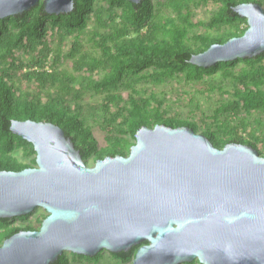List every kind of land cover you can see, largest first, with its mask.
<instances>
[{
    "label": "water",
    "instance_id": "95a60500",
    "mask_svg": "<svg viewBox=\"0 0 264 264\" xmlns=\"http://www.w3.org/2000/svg\"><path fill=\"white\" fill-rule=\"evenodd\" d=\"M43 1L50 14L74 9V0ZM40 2L0 0V19ZM235 10L247 18L244 34L212 44L191 63L264 53V6L241 2ZM11 128L33 143L37 165L0 170V218L36 208L48 216L39 230L7 238L0 264H52L65 251L92 257L137 245L132 264H264V155L249 144L219 148L190 126L144 125L129 155L91 166L59 124L14 120Z\"/></svg>",
    "mask_w": 264,
    "mask_h": 264
},
{
    "label": "trees",
    "instance_id": "16d2710c",
    "mask_svg": "<svg viewBox=\"0 0 264 264\" xmlns=\"http://www.w3.org/2000/svg\"><path fill=\"white\" fill-rule=\"evenodd\" d=\"M250 1L264 5V0H74L71 12L57 15L48 13L41 0L28 11L0 19V170L37 165L33 143L11 128L14 120L28 119L59 124L88 164L129 155L142 126L162 123L190 126L219 148L243 143L264 155V53L210 67L190 62L212 44L244 34L248 21L235 6ZM211 2L219 7L210 19L195 20V10ZM240 62L245 65L236 69ZM173 80L207 82L209 90L221 93L202 131L196 120L166 117L173 100L159 87ZM24 81L35 90L24 88ZM87 93L103 96L99 111L86 113L82 99ZM90 115L106 131L105 146L93 133ZM252 124L247 138L244 132ZM47 216L36 208L0 218V245L21 230H39ZM139 247L110 253L130 264ZM104 251L92 257L65 251L52 264L99 261Z\"/></svg>",
    "mask_w": 264,
    "mask_h": 264
},
{
    "label": "rangeland",
    "instance_id": "374dc122",
    "mask_svg": "<svg viewBox=\"0 0 264 264\" xmlns=\"http://www.w3.org/2000/svg\"><path fill=\"white\" fill-rule=\"evenodd\" d=\"M264 6V5H263ZM219 5L218 3L211 2L207 6H202L200 8H197L195 10V20H208L213 15L214 11L218 9ZM70 43L68 44V46ZM67 49V48H66ZM264 61V59H263ZM245 63L240 62L237 65L236 69H240V67L244 66ZM66 67L69 68V64H65ZM217 83H219L222 79L221 72L217 73L215 75ZM207 82L211 81V78H206ZM207 82H186L184 80H173L169 81L166 84L159 87L162 94L167 96L173 103L172 107L168 114H166V117H176L179 116L181 118L185 119H191L196 120L200 123L201 131L203 129V119L205 118L206 121H210L209 114L213 111L215 107L218 106L220 100H221V93L213 90H209V83ZM216 83V82H215ZM22 86L24 88H29L32 90H35L34 84L28 83L27 81H24L22 83ZM151 88V85L148 86V89ZM103 96L97 95L93 93H87L84 98L82 99L83 103L86 105V113L90 114L94 111H99L100 108H102L103 105ZM191 98H193V101H191ZM177 99V100H176ZM115 110V108H114ZM102 119V118H99ZM253 120V118H251ZM89 120L91 122V127L93 129L94 135L97 137L100 146H105L107 144L106 141V131L101 129L99 122L97 119H93L91 115L89 116ZM94 120V121H93ZM255 127L254 124L250 125L247 131L244 132V135L248 138L249 132L251 129ZM258 136L262 135L261 131L257 132ZM263 145L260 144V148L262 151H264ZM95 162L93 160L90 161L91 166H93ZM41 210H45L44 208H40ZM46 211V210H45ZM47 212V211H46ZM41 213L39 211L36 212V214ZM48 213V212H47ZM103 255L99 261L96 260H86V259H77L72 260L74 262L70 264H125L120 262L119 260L115 259L110 251L104 249ZM68 254H70V251H67ZM71 256V255H70ZM130 262V264H132ZM182 264H192L189 263H182ZM193 264H202L200 262H196Z\"/></svg>",
    "mask_w": 264,
    "mask_h": 264
},
{
    "label": "bare ground",
    "instance_id": "6f19581e",
    "mask_svg": "<svg viewBox=\"0 0 264 264\" xmlns=\"http://www.w3.org/2000/svg\"><path fill=\"white\" fill-rule=\"evenodd\" d=\"M148 243V242H147Z\"/></svg>",
    "mask_w": 264,
    "mask_h": 264
}]
</instances>
